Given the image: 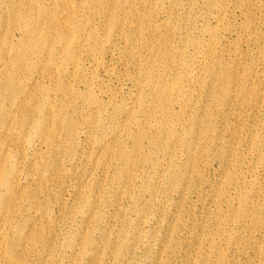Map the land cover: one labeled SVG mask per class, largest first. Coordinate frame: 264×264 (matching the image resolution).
Instances as JSON below:
<instances>
[{"label":"rangeland","instance_id":"rangeland-1","mask_svg":"<svg viewBox=\"0 0 264 264\" xmlns=\"http://www.w3.org/2000/svg\"><path fill=\"white\" fill-rule=\"evenodd\" d=\"M34 1L83 23L25 52L35 22H0L6 264H264V0Z\"/></svg>","mask_w":264,"mask_h":264},{"label":"bare ground","instance_id":"bare-ground-1","mask_svg":"<svg viewBox=\"0 0 264 264\" xmlns=\"http://www.w3.org/2000/svg\"><path fill=\"white\" fill-rule=\"evenodd\" d=\"M79 1H80L79 4H81V5H83V4H89V5L103 4L106 7H111V6H115V4H116L114 0H106V1H100V0H79ZM35 4H37V2H35L34 0H21L20 3H16L13 0H4L3 3H2L4 13H3L2 18L0 19L1 23H4L5 21H7L8 23L14 25L15 24L14 20H16V19H23V20H27L28 19L32 23H33V21L35 22V24L33 23L35 28H39V32L40 33L38 34V36L35 37V40L32 41L31 37H28L27 39L24 40L23 50L25 52L27 50L28 51L36 50L37 48H39L41 46H45L47 39H50L53 42H57V43H61V44H66L69 41H74V38L68 33V31L71 28L79 27L83 23L82 19L74 16L73 18H71V19H69L67 21H65V20L61 21L60 19H58V20L52 19V17L49 16L48 20H50V23L48 24L47 22H45L41 26V25H38V23H39V18L43 17L42 14H40V13H30L29 14V12H26V14L22 13V9H23L24 5H27L29 7V6H32V5H35ZM65 8L67 10H70L68 2L66 0H65ZM124 24L125 23H124V21L122 19H120L119 21H114L113 25H112L113 31L114 32H118L119 29H120V25L123 26ZM54 26H57V28L54 29ZM119 38L122 39V35H119ZM38 39L40 40V42L37 41ZM44 57H46V56H41L40 59H42ZM80 58H79V60H80ZM22 59L17 61V62H15L13 64V66H12L13 71H14L13 73H11L9 75V73L7 71H5L7 80L11 76V78L13 79V81L15 83H19V84L23 83V80H24V76H23L24 69H23V67H21L19 65L20 62L22 61ZM43 61L45 62L44 63L45 66L49 65L54 70H56V69L59 70L60 69L57 61H54V62H51V61H48V60H43ZM211 61H212L211 58L206 57L205 60L203 61V63L205 65H207ZM26 62L29 63L30 59H26ZM152 69L155 70L156 66H153ZM39 80H45V81H48L51 85H54L55 82H57V80H58V74L51 73V74L48 75V77L42 76L41 78L38 79V81ZM227 81H228V85L223 86L220 89L223 94L227 93L232 85L235 87L236 84H238L237 80L227 79ZM175 85H176V82H173L170 85L165 87L166 89L172 88L170 92H166L163 89H159V90L156 91V97H158L159 100H166L167 101L166 112H167L168 106L170 104V102L168 101L169 100V96L174 94L173 92L175 91V88H174ZM216 87L218 88V86H216ZM21 92L22 91H18V96H19V94ZM15 94H16V91L14 89L10 88V89H8L6 91H3V92L0 91V98L3 97V96L12 97V96H15ZM155 106H156V104H153V107H155ZM1 147H2V144L0 143V151H1ZM177 160H178V157L175 156L172 162L175 163ZM0 173L3 174V166L0 167ZM0 178H1V176H0ZM2 185H3V182H2V180H0V188L2 187ZM37 186L38 185H36V187ZM55 186H56V183L50 181L49 187L50 188H54ZM36 190L39 191V189H36ZM2 202H3V199L0 197V204H2ZM31 203L33 204L34 201H32ZM169 243L170 242H168L166 244V247L169 245ZM29 246H30V244H27V247H29ZM0 264H6V261L3 258L2 253H1V245H0ZM220 264H226V263L222 260L220 262ZM228 264H238V260L236 258H233L231 261L228 262Z\"/></svg>","mask_w":264,"mask_h":264}]
</instances>
